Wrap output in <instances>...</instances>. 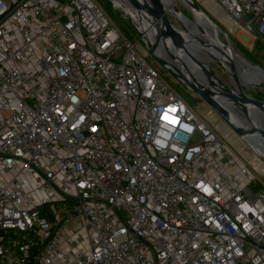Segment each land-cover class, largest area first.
Segmentation results:
<instances>
[{
	"label": "built area",
	"instance_id": "2783aa9c",
	"mask_svg": "<svg viewBox=\"0 0 264 264\" xmlns=\"http://www.w3.org/2000/svg\"><path fill=\"white\" fill-rule=\"evenodd\" d=\"M213 1L264 42V0ZM144 51L96 0H0V264H264L260 158Z\"/></svg>",
	"mask_w": 264,
	"mask_h": 264
},
{
	"label": "bare ground",
	"instance_id": "6f19581e",
	"mask_svg": "<svg viewBox=\"0 0 264 264\" xmlns=\"http://www.w3.org/2000/svg\"><path fill=\"white\" fill-rule=\"evenodd\" d=\"M112 1L117 4L119 2L125 7L129 17L134 20L137 30L148 35L154 52L160 55L163 59L167 60L173 68L175 67L181 73L200 81L202 84L219 93L230 91L250 100H252V97L248 96L244 87L264 91V77L243 58H239V54L235 51L232 53L233 58L222 56L221 53H216L213 46L209 44H199V41H197L191 34L190 37L188 33L189 30L197 28V30H201L200 35L210 37L217 43L219 41L224 42L221 37L223 34L221 28L217 26L212 27L209 23H206L204 17L195 11L196 9L194 10L193 6L192 12L199 26H197L196 22H190V19L181 11L179 6H174L179 0H168L171 2V5L167 6V12H170L180 24L183 23L187 27H184L185 30H180L172 24L171 19L165 16L166 10L162 3H158V6H154L152 0H143L144 5L149 6L148 8H145L144 5L142 6L138 4L136 0H132L138 7L136 9L126 0ZM207 5L212 6V8L219 7L213 0H207ZM216 13H218L219 18L228 19V25L230 27L232 26V21L227 17V15L223 14L220 9H218ZM165 26L170 27V31L167 28L165 29ZM180 42L186 44L185 50L181 48ZM188 48H191V51ZM189 54H194V58L189 57ZM194 60L196 61L194 62ZM240 61H243V63L247 65H244ZM214 64L225 68L234 89H230L225 86L224 83L218 79V77L211 78L209 71L210 69L212 70V65ZM205 74L206 77L204 76ZM224 106L226 108L224 113H227V115L230 116V122L233 125L236 124L240 130L247 132L252 136L242 138L240 136L237 137L232 135L229 137L228 134L232 129L225 123L219 124L220 126L218 125V129L222 131L226 137L228 136L229 140L235 144L238 149H240V146L243 145V142L249 143H245L247 148L244 150L245 153H243L247 155L251 161H254L255 163L259 162V157H257L259 156L258 153L264 158V142L257 138V135H259L258 132L254 133V128L257 125V119L254 116V112L251 107L240 101L231 100L229 105ZM260 106L264 109V103H261ZM250 144L253 146V149L251 146H248Z\"/></svg>",
	"mask_w": 264,
	"mask_h": 264
},
{
	"label": "rangeland",
	"instance_id": "374dc122",
	"mask_svg": "<svg viewBox=\"0 0 264 264\" xmlns=\"http://www.w3.org/2000/svg\"><path fill=\"white\" fill-rule=\"evenodd\" d=\"M196 1L202 5L204 10L215 20V22L221 27V29L228 33L232 44L237 46V48H235V50H236L235 52L237 54H239V58H243L247 63H249L248 59L244 55V53L246 52L257 63H260L262 66H264V42L263 41L252 39V37L249 34H247L246 32L239 31L238 28H234L231 31V27L227 23L228 19H226V18L221 19V18H219L218 13H216V11L218 9H220L219 7H213L212 8V6L207 5V0H196ZM97 2L104 9V11L111 18V20L116 24V26L118 27L120 32L125 37L130 38L134 42L137 40L140 41V44L142 45V47L145 50L144 52H146V54L148 55L147 56L148 63L160 72V74L163 76V78L173 87V89L177 92V94L180 95L185 100V102H187V104L194 111L199 113L198 109H199V107H201L202 111H201V113H199V115L200 116H206L210 112L211 113L210 118L214 121V126H217L221 123H225L228 127H231V129H233L232 125L228 124L227 122H223L224 118L221 117L206 101H204L195 92L191 91L181 81L176 79L174 76L170 75L162 67V65L155 60V58L146 49L144 41L139 36V34L136 30L135 24H134L135 23L134 20H132L129 17L127 10L125 9V7L121 3L118 2V4H117L116 2H113L112 0H97ZM176 3H177V6H179V8L181 9V11L184 14H186V16L189 18V15L187 14V11H186L185 7L182 5V3L180 1H177ZM162 5L166 10L165 16H167L169 19H171L172 24H174L177 29L185 30L183 25L180 24L178 22V20H176V18L172 16V14L170 12H167V5H165V4H162ZM189 35H190V33H189ZM190 37H191V35H190ZM221 37H222V40L224 42L228 41V38L224 33L221 35ZM77 38L80 39V36L78 34H77ZM180 46L182 49L186 48L185 43L181 42ZM188 49H190V51H191V48H188ZM193 56H194V54H189V57L192 58ZM195 61L196 60H194V62ZM240 62L243 63V61H240ZM243 64L247 65L245 63H243ZM212 70L214 71V73L216 74L218 79L220 81H222V83H224L225 86H227L230 89H234V86L230 81L229 75L227 74V72L223 66L219 67V66L214 64V65H212ZM204 76L206 77V74ZM244 89H245L246 93L248 94V96H250V97L254 96L258 100L264 101V91H262L260 89H248L247 87H244ZM227 118L229 120H231L230 116H228V115H227ZM234 126H236V124ZM233 131H235V130L233 129ZM220 132L222 135H224L222 131H220ZM233 133L234 132L230 131L228 136L229 137L232 136ZM233 136H237V135H233ZM245 143L243 142V145L240 146V149H243V152L247 148L246 144H249V143H246V144ZM259 158L261 161H260V163H258V170H259L261 178H263V180H264V158H261V157H259Z\"/></svg>",
	"mask_w": 264,
	"mask_h": 264
},
{
	"label": "water",
	"instance_id": "95a60500",
	"mask_svg": "<svg viewBox=\"0 0 264 264\" xmlns=\"http://www.w3.org/2000/svg\"><path fill=\"white\" fill-rule=\"evenodd\" d=\"M126 1H128L129 4H131L136 9L138 8L137 5L135 4V2H133L132 0H126ZM136 1L138 4H140L142 6L144 5L143 0H136ZM179 1H181V3L184 5V7L187 11V14L189 15L190 22H193V23L196 22V24H197V20L195 19L193 12H192L193 11L192 6H193V9L194 10L196 9L195 11H197L198 13H200L204 17L206 23H209L212 27L217 26V27L221 28L215 22V20L204 10L202 5L199 4L196 0H179ZM152 3L154 6H158V3L159 4L162 3V4H165L167 6L171 5V2L168 0H152ZM176 5L177 4H175L174 6H176ZM146 7L148 8L149 6L147 5V6H145V8ZM181 24L183 25V27L187 28L185 24H183V23H181ZM197 26H199V25L197 24ZM166 28L169 29V31H170V27L165 26V29ZM136 30H137V28H136ZM137 32H138L139 36L141 37V39L144 41L146 49L155 58V60L157 62H159L162 65V67L170 75L174 76L176 79L181 81L191 91L195 92L204 101H206L221 117L224 118L225 122L232 125L233 129L235 130L234 132H236L242 138H245L247 136H252V135L248 134L247 132L240 130L239 128H237L236 126H234L230 122V120L227 118V113H224V110L226 109L224 105H229L230 100L231 101H240L246 105H249L251 107L252 111L254 112V116L257 119V125L254 128V133L258 132L259 135H257L258 136L257 138H259L262 142H264V124H263L264 109L260 106V104L264 103V101L258 100L254 96H252V100H250L244 96L235 94V93L230 92V91H227L225 93H219V92L211 89L210 87L202 84L200 81H198L194 78L188 77L187 75L178 71L175 67L173 68L168 63L167 60L163 59L162 57H160V55H158L154 52L152 45L150 44L148 35L141 33L139 30H137ZM222 32L227 36V38H228L227 42H220L219 41L217 43L216 41L212 40L210 37H207V36L204 37V36L200 35L201 30L199 31V30H197V28L190 29L188 33H190L197 41H199V44H204V45L209 44V45L213 46L216 53H221L222 56H228L230 58H233L232 53L234 51H236L235 48H237V46L232 44L227 32H225L223 30H222ZM244 55L248 59L250 65H252L254 67V69L264 77V66H262L260 63H257L246 52L244 53ZM209 74H210L211 78H217L216 74L211 69L209 71ZM253 135H256V134H253Z\"/></svg>",
	"mask_w": 264,
	"mask_h": 264
},
{
	"label": "trees",
	"instance_id": "16d2710c",
	"mask_svg": "<svg viewBox=\"0 0 264 264\" xmlns=\"http://www.w3.org/2000/svg\"><path fill=\"white\" fill-rule=\"evenodd\" d=\"M97 1V0H96ZM98 3V2H97ZM99 4V3H98ZM260 41V40H259Z\"/></svg>",
	"mask_w": 264,
	"mask_h": 264
}]
</instances>
